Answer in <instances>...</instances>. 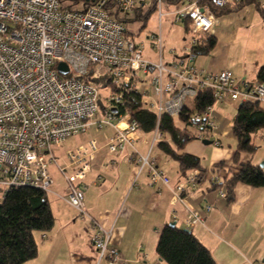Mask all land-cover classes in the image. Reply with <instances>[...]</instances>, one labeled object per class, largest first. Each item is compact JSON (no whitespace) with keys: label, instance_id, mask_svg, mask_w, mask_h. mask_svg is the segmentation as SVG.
<instances>
[{"label":"built area","instance_id":"2783aa9c","mask_svg":"<svg viewBox=\"0 0 264 264\" xmlns=\"http://www.w3.org/2000/svg\"><path fill=\"white\" fill-rule=\"evenodd\" d=\"M150 1L0 0V203L15 187L52 193L49 162H55L66 180L65 200L92 232L96 264L122 260L120 250L112 245L113 229L106 228L85 202L88 186L83 180L91 172L100 143L92 138L69 148L64 165H59L54 150L92 127H112L116 132L107 142L109 153L117 156L126 146L133 147L130 160L138 167L134 184L146 172L149 186L161 191L172 180L151 153L163 133L158 127L154 130L147 154L135 148L144 131L125 110L124 92L137 91L144 84V99L160 118L163 114L179 116L189 98L211 90L213 103L192 115L193 131L197 139L211 140L217 146L222 143L215 118L218 103L230 99L264 104V82L236 78L228 70H208L195 62L193 47L216 22L211 5L204 0H186L177 6V21L189 18L193 33L182 49L170 48L165 55L160 30L150 36L158 61L144 57V45L128 35L120 17ZM258 1L264 7V0ZM212 2L222 8L229 0ZM157 3L162 19L163 0ZM60 63L67 64L68 73L59 71ZM100 78L109 83L107 96L98 86ZM113 163V159L106 161L104 169L108 171ZM200 175L196 169L173 185L174 201L186 206L188 229L205 222L201 212L186 202L187 195L198 189ZM208 176L212 183L220 180L216 173ZM217 192L225 197L223 190ZM213 208L206 204V211ZM253 264H264V260Z\"/></svg>","mask_w":264,"mask_h":264},{"label":"crops","instance_id":"0c3cea01","mask_svg":"<svg viewBox=\"0 0 264 264\" xmlns=\"http://www.w3.org/2000/svg\"><path fill=\"white\" fill-rule=\"evenodd\" d=\"M229 1L234 4L240 2ZM210 34L217 37V44L210 53L196 56L197 64L208 70H228L236 78L259 81L258 72L264 66V21L256 2L246 1L239 9L216 16ZM232 52L244 55L243 66L234 67V62L230 64ZM234 102L226 99L215 110L218 132L222 137L220 146L195 139L180 153L198 156L201 166L209 170L220 162L236 168L247 161L259 166L262 162L264 169V156H256L260 146L255 143L260 131L264 138V128L253 136L257 151L241 153L239 162L235 161L236 150L223 146L224 134L233 133V119L239 107L238 102V106ZM112 129L101 139L95 138L101 143V149L91 172L83 180V184L88 186L86 206L106 228L113 229L112 245L122 254L118 264H168L156 250L161 228L171 221L178 226L181 222L179 227L187 228L186 206L174 201L173 195V185L182 180L180 165L176 160L177 164H173L163 156L164 152L154 146L151 154L169 174L172 185L158 191L149 186L146 172L134 184L138 169L136 162L130 160L134 148L126 146L117 156L109 153L107 142L116 132ZM144 134L135 145L141 154L148 153L153 139ZM111 159L114 160L113 166L106 171L103 164ZM221 173L225 175L224 171ZM99 176L102 177L100 180ZM209 182L207 176L199 182L196 191L187 195L188 205L199 210L205 219L203 224L190 229L191 232L210 249L217 264H253L264 260V188L238 183L234 200L228 201L217 191L210 190ZM52 194L49 199L55 224L48 232L35 231L37 256L23 264H96L97 251L92 232L84 221L77 218L76 210L64 198V191L53 189ZM207 203L213 204V210L206 211Z\"/></svg>","mask_w":264,"mask_h":264},{"label":"trees","instance_id":"16d2710c","mask_svg":"<svg viewBox=\"0 0 264 264\" xmlns=\"http://www.w3.org/2000/svg\"><path fill=\"white\" fill-rule=\"evenodd\" d=\"M174 6H180L186 0H165ZM247 2H256L257 8L264 21V7L258 0H243L234 4L229 1L224 7H216L212 0H204L211 5L216 16L236 9ZM158 9L157 0H152L145 6L135 10L137 19H143V28L147 26L152 12ZM125 24L128 17H120ZM185 34L193 36L191 20L185 18ZM188 39V41H189ZM217 44V37L212 34H203L199 37L198 45L193 47L196 56L210 53ZM258 82H264V66L258 72ZM102 89L108 87L106 78L97 80ZM142 89L124 92L125 110L132 120L139 122L145 133H152L158 127L163 133V139L156 143V147L176 160L180 165L182 179L191 171L200 170L199 182L204 181L209 172L216 173L220 180L210 183V190H223L228 201L235 198V188L238 183H244L255 188H264V169L251 161L242 162L233 168L225 162H220L210 170L201 166L200 158L189 153H180L191 141L197 139L192 119L194 113L202 112L213 103L211 90L201 91L195 99L193 108L185 105L177 117L163 114L159 118L156 110L148 106L144 99V84ZM117 92V89L114 88ZM264 128V104L259 101H249L239 104L233 119V134L237 141L235 161L239 162L241 153L253 154L258 146L253 142V136ZM224 171L225 175L221 173ZM175 185V184H174ZM196 191V190H195ZM194 192V191H193ZM192 193V192H190ZM189 193V194H190ZM55 224V217L51 208L49 193L30 186L12 188L6 199L0 203V264H23L37 256L38 244L35 231L48 232ZM159 257L168 264H217L210 249L194 235L191 230L165 224L160 232L156 246Z\"/></svg>","mask_w":264,"mask_h":264},{"label":"rangeland","instance_id":"374dc122","mask_svg":"<svg viewBox=\"0 0 264 264\" xmlns=\"http://www.w3.org/2000/svg\"><path fill=\"white\" fill-rule=\"evenodd\" d=\"M177 6H174L172 4L167 3L165 0H163L162 3V11L165 16L161 19L160 17V8L154 12L151 13L147 26L143 28L144 20L143 19H137L136 14L133 12L128 17V21L125 23V26L127 28L128 35L132 37L136 43L144 45L143 54L144 57L150 58L154 61H158L157 57V51L152 47V41L150 39V36L152 33H160V30L162 32L164 42H165V49L164 53L165 55H168V51L170 48H177L179 49L183 42L188 41L190 36H187L185 33V25L182 21H177ZM230 64L234 62V67L237 66H243L245 63V57L243 54H237L235 52H232L230 55ZM142 89V86H140ZM102 94L104 96H107L110 94V89L104 88L102 89ZM223 102V101H221ZM220 102V103H221ZM219 104V103H218ZM235 106H238L240 103L234 102ZM186 105L190 108H193L195 106V99L189 98L186 101ZM217 107V106H216ZM216 110V108H215ZM113 129L109 126L105 127L104 129L97 130L95 127H92L87 132L80 133L78 135H74L70 137L61 148L54 150L55 156L60 157V160L58 161L59 165H64L67 163V158L65 156L66 150L69 148H74L78 146L80 143H83L87 140H90L92 138H98L101 139L102 136H104L105 133H111ZM147 137H153V133H145L144 134ZM223 146L226 149H232L237 150V141L236 138L233 136L232 131H230L228 134H224L223 136ZM100 143V142H99ZM255 143L260 146L258 152L256 153V156L263 157L264 156V138L261 135V131L258 133L257 138L255 139ZM101 144V143H100ZM101 146V145H100ZM213 146V145H210ZM157 149V148H156ZM166 158L169 160H172L173 164H177V162L174 159H170V157L166 154H163ZM49 157V154L47 155ZM262 162L260 163V165ZM49 172L51 174L52 179L54 180V186L53 189L64 191V196L66 195V180L64 178V175L58 170V166L55 162H49ZM167 173V172H166ZM167 175H169L167 173ZM53 194L49 193V196L51 198ZM172 222V221H171ZM169 222V224L171 223ZM182 223H179V226H181Z\"/></svg>","mask_w":264,"mask_h":264},{"label":"water","instance_id":"95a60500","mask_svg":"<svg viewBox=\"0 0 264 264\" xmlns=\"http://www.w3.org/2000/svg\"><path fill=\"white\" fill-rule=\"evenodd\" d=\"M58 69H59V71H60L61 73H68V71H69V68H68V66H67L66 63H60L59 66H58ZM113 110L116 111L115 108H114ZM203 142H204L205 144H211V143H212V141H211V140H208V139L203 140ZM262 166H263V164H261V167H262ZM170 225H171V226H175V225H176V222L173 221V222L170 223ZM185 229H186V230H189V229H187V228H185Z\"/></svg>","mask_w":264,"mask_h":264}]
</instances>
